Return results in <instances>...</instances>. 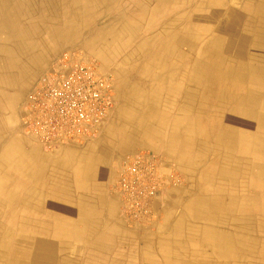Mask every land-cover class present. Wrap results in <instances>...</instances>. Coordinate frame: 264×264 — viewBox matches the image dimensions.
Listing matches in <instances>:
<instances>
[{
  "label": "crops",
  "instance_id": "crops-1",
  "mask_svg": "<svg viewBox=\"0 0 264 264\" xmlns=\"http://www.w3.org/2000/svg\"><path fill=\"white\" fill-rule=\"evenodd\" d=\"M246 1L0 0V264H264V0L252 20ZM68 48L111 76L110 120L44 153L20 107ZM145 154L179 183L130 223L113 187Z\"/></svg>",
  "mask_w": 264,
  "mask_h": 264
},
{
  "label": "built area",
  "instance_id": "built-area-1",
  "mask_svg": "<svg viewBox=\"0 0 264 264\" xmlns=\"http://www.w3.org/2000/svg\"><path fill=\"white\" fill-rule=\"evenodd\" d=\"M113 80L78 48L61 51L24 94L19 132L44 153L96 141L111 111ZM113 190L130 223L150 218V206L168 185L152 154L128 155Z\"/></svg>",
  "mask_w": 264,
  "mask_h": 264
},
{
  "label": "rangeland",
  "instance_id": "rangeland-1",
  "mask_svg": "<svg viewBox=\"0 0 264 264\" xmlns=\"http://www.w3.org/2000/svg\"><path fill=\"white\" fill-rule=\"evenodd\" d=\"M255 5H256V0H247L246 2H244V8L245 9H247L246 10V12H243L244 13V15H245V17H244V19L246 20V19H248V20H252V16H253V13H254V10H255ZM225 21H226V23H225ZM217 25L215 26L216 27V29H217V32L215 33V34H217V35H222V37L224 36V34H226V33H224L225 32V27L226 26H229V24L227 23V20H217ZM244 25H239L238 26V28L239 27H243ZM250 26V28H249V30L251 31V33L250 34H252V29L251 28H253V26H251V25H249ZM237 28V29H238ZM220 31V32H219ZM235 35V34H234ZM235 38H237V36L235 37ZM236 56H233L232 58H235ZM262 57H259L258 59H261ZM244 61H248V59H244ZM99 67V66H98ZM100 69V68H99ZM101 70V69H100ZM104 72V71H103ZM39 77V76H38ZM109 120H110V118H109ZM109 122V121H108ZM108 124V123H107ZM19 131V130H18ZM20 133V132H19ZM22 136V135H21ZM100 140V138H98L96 141H93V142H88V143H86V144H84V145H82V146H85V145H89V144H93V143H97L98 141ZM82 146H76V147H82ZM38 147V146H37ZM39 148V147H38ZM40 149V148H39ZM41 150V149H40ZM42 151V150H41ZM43 152V151H42ZM51 153V152H50Z\"/></svg>",
  "mask_w": 264,
  "mask_h": 264
},
{
  "label": "bare ground",
  "instance_id": "bare-ground-1",
  "mask_svg": "<svg viewBox=\"0 0 264 264\" xmlns=\"http://www.w3.org/2000/svg\"><path fill=\"white\" fill-rule=\"evenodd\" d=\"M9 6V5H8ZM12 7V6H11ZM4 8V7H3ZM6 8H7V6H6ZM5 11V10H4ZM16 12V11H15ZM5 13V12H4ZM8 14V13H7ZM10 14V13H9ZM5 16H6V14H5ZM7 18V17H6ZM5 20V19H4ZM236 66V65H235ZM261 73H262V71H260ZM2 102V101H1ZM4 156V155H3ZM120 157V156H119ZM6 160H9V159H6ZM163 160V159H162ZM11 161H12V159H11ZM13 162V161H12ZM1 164V163H0ZM17 164V163H16ZM19 165V164H18ZM166 166H168V165H166ZM170 167V166H169ZM15 172H16V170H15ZM115 173V172H114ZM16 174V173H15ZM253 174V173H252ZM6 175V174H5ZM7 176V175H6ZM116 176V175H115ZM241 183V182H240ZM112 184V183H111ZM239 184V183H238ZM240 186V185H239ZM112 187V186H111ZM264 187V186H263ZM242 188V187H241ZM243 190V189H242ZM246 191V190H245ZM239 192V191H238ZM219 193V192H218ZM240 194H242V193H240ZM247 196V195H246ZM249 196V195H248ZM256 199H258V198H256ZM15 203V202H14ZM236 205V204H235ZM257 205V204H256ZM259 206V205H258ZM161 210V209H160ZM234 214V213H233ZM260 215V214H259ZM246 217V216H245ZM264 217V216H263ZM240 218V217H239ZM241 218H242V216H241ZM249 218V217H248ZM243 220V219H242ZM246 220H249V219H246ZM221 221V220H220ZM44 222V221H43ZM249 222L250 221H248V224H249ZM264 222V221H263ZM243 224V223H242ZM255 233V232H254ZM9 236V235H8ZM240 236V235H239ZM232 237V236H231ZM215 241V240H214ZM239 241V240H238ZM234 243V242H233ZM37 251V250H36ZM244 256V255H243ZM242 256V257H243ZM241 257V258H242ZM247 258V257H246ZM245 259V258H244ZM252 261V260H251ZM247 263V262H246ZM251 263V262H250ZM247 264H249V263H247Z\"/></svg>",
  "mask_w": 264,
  "mask_h": 264
}]
</instances>
